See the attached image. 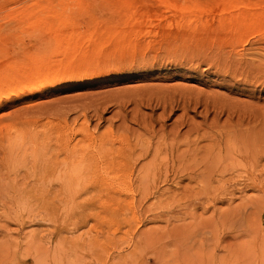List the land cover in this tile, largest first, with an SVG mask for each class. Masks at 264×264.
<instances>
[{
    "label": "rangeland",
    "instance_id": "obj_1",
    "mask_svg": "<svg viewBox=\"0 0 264 264\" xmlns=\"http://www.w3.org/2000/svg\"><path fill=\"white\" fill-rule=\"evenodd\" d=\"M198 2L222 34L176 42ZM235 18L264 0H0V264H264V26Z\"/></svg>",
    "mask_w": 264,
    "mask_h": 264
},
{
    "label": "bare ground",
    "instance_id": "obj_2",
    "mask_svg": "<svg viewBox=\"0 0 264 264\" xmlns=\"http://www.w3.org/2000/svg\"><path fill=\"white\" fill-rule=\"evenodd\" d=\"M158 1H161V0H158ZM134 2V1H133ZM163 2H165V1H163ZM192 5V7H190L191 8V10L190 11H185V12H181V14L182 15H180V17L178 18V20L174 23V24H172L171 25V30H173V32H175V40L177 39H187V40H189L190 41V39H193V40H201V39H203V38H209V37H211V36H217V35H221L222 34V32L223 31H221L222 30V27H221V25H219V26H216L215 25V20H218V21H223V20H219L220 19V17H219V13L217 14L216 13V11H215V9L214 8H212L210 5H208L207 3H201V4H199V2L198 3H196V4H191ZM180 8V7H179ZM178 9V8H177ZM184 10H185V8H184ZM182 11V10H181ZM176 12H177V10H176ZM138 13V12H137ZM142 13V12H141ZM136 14V13H135ZM178 14V13H177ZM180 14V13H179ZM221 16V15H220ZM157 17V16H156ZM163 17V16H162ZM216 17H217V19H216ZM164 18V17H163ZM167 18V17H166ZM168 19V18H167ZM170 19V18H169ZM173 19V18H172ZM236 19V18H235ZM131 20V19H130ZM129 20V21H130ZM135 20V22L138 24L137 26H139V29H142V27L141 26H147V25H149V24H152V23H156V22H158V24H159V22H162L163 20H165V18L164 19H161V20H158V21H155V20H151V19H149L148 18V16H146V15H138V16H136V18L134 19ZM244 20L245 21H247V23H251V24H254L257 28H262L263 26H264V19H259V20H253V19H250V18H244V19H236L235 20V24H237V23H239V22H244ZM127 21V20H126ZM169 21V20H168ZM132 22V20L130 21V23ZM164 22V21H163ZM165 23V22H164ZM169 24H171V23H169ZM131 25V24H130ZM153 25V24H152ZM215 26V27H214ZM135 28V27H134ZM133 29V28H132ZM118 30V29H117ZM123 30V29H122ZM121 30V31H122ZM154 30V29H153ZM152 30V31H153ZM164 30V29H163ZM162 30V31H163ZM112 31H115V30H112ZM112 31H110L109 30V33H112ZM120 31V30H119ZM126 31H128L127 29H126ZM133 30H131V32H132ZM166 31V30H165ZM74 32V31H73ZM104 32V31H103ZM106 34H108L107 33V31L105 32ZM115 33H118L117 31L115 32ZM121 33V32H120ZM124 33V32H123ZM127 33V32H126ZM169 33V32H168ZM87 34V33H86ZM89 34V33H88ZM91 34H93V33H91ZM90 34V35H91ZM136 34H137V31H136ZM70 35V34H69ZM76 35V34H75ZM97 35V34H96ZM111 35V34H110ZM109 34H108V36H110ZM115 35H117V34H115ZM123 35H125V34H123ZM133 35H134V33H133ZM144 35H150V34H148V33H144ZM80 36V35H79ZM86 36V35H85ZM88 36V35H87ZM112 36H113V34H112ZM131 37H132V35H130ZM69 37V36H68ZM76 37V36H75ZM77 37H78V35H77ZM89 37V36H88ZM103 37H105V34H104V36ZM121 37V36H120ZM125 37V36H124ZM127 37H129V36H127ZM144 37V36H143ZM163 37V36H162ZM79 38V37H78ZM111 38V37H110ZM113 38V37H112ZM122 38V37H121ZM154 38V37H153ZM170 38V37H169ZM87 39V38H86ZM126 39V38H125ZM128 39V38H127ZM139 39V38H138ZM72 40V39H71ZM89 40H90V38H89ZM122 40V39H121ZM140 40H142V39H140ZM177 40H176V42H177ZM79 41V40H78ZM104 41V40H103ZM119 41V40H118ZM171 41V40H170ZM75 42V41H74ZM93 42V41H92ZM107 42V41H106ZM137 42H139V41H137ZM173 42V41H172ZM175 42V41H174ZM183 42H185V41H183ZM88 43V42H87ZM131 43V42H130ZM179 43V42H178ZM177 43V44H178ZM105 44V43H104ZM107 44H109V43H107ZM135 45H136V43H134ZM140 44V43H139ZM139 44H137V45H139ZM171 44V43H170ZM169 44V45H170ZM180 44V43H179ZM76 45V44H75ZM131 45H132V47H131V49L133 48V44L131 43ZM130 45V46H131ZM172 45V44H171ZM170 45V46H171ZM174 46H175V44H173ZM107 46V45H106ZM140 46V45H139ZM169 46V47H170ZM177 46V45H176ZM175 46V47H176ZM100 47V46H99ZM122 47V46H121ZM104 47H102V49H103ZM79 49V48H78ZM116 49V48H115ZM118 49V48H117ZM124 49V48H123ZM127 49V48H126ZM165 49H166V47H165ZM98 50V49H97ZM127 50H129V49H127ZM133 50V49H132ZM134 50H135V47H134ZM133 50V51H134ZM78 51V50H77ZM107 51V50H106ZM110 51V50H109ZM117 52V51H116ZM77 53V52H76ZM99 52H97V54H98ZM102 52H100V54H101ZM111 53V52H110ZM114 53V52H113ZM107 54V53H106ZM97 56V55H96ZM98 56H99V54H98ZM98 58H101V57H98ZM99 61H101V59L99 60ZM105 61V60H104ZM93 62V61H92ZM91 62V63H92ZM95 62V61H94ZM93 62V63H94ZM102 63V62H101ZM96 64V63H95ZM98 64V63H97ZM96 64V65H97ZM20 135H21V137H23V138H25V137H27V136H29V133L27 132V129L25 128V129H22L21 131H20ZM58 133V132H57ZM61 133V132H60ZM19 135V134H18ZM32 134H30V141H31V145L30 146H34L35 148H36V142L34 141V139L36 140V138H34L33 137V135L31 136ZM50 136V135H49ZM57 136V135H56ZM17 137V136H16ZM48 137V136H47ZM51 137V136H50ZM11 138V137H10ZM49 138V137H48ZM53 138V137H52ZM7 139H8V137H7ZM50 139V138H49ZM123 139H125V138H123ZM9 141H11V139L9 140ZM15 141V140H14ZM125 141H126V144H127V142H128V140L127 139H125ZM20 142V141H19ZM27 142V141H26ZM40 142V141H39ZM10 143V142H9ZM26 144V143H25ZM28 144V143H27ZM46 144V143H45ZM94 144V143H93ZM8 145V144H7ZM43 145V144H42ZM47 145H49V143L47 144ZM24 146H26L27 147V145H24ZM43 146H46V145H43ZM42 146V148H41V153L40 154H37L38 153V151L36 152L35 150H33V148H32V152H36V154H33V155H29V154H27V156L29 155L30 157L29 158H33V159H35L36 160V157H39V158H41L42 159V154H46V155H49V149L47 148V147H43ZM29 148V147H28ZM47 148V149H46ZM101 148H104L103 146H101ZM27 149V148H26ZM30 149V148H29ZM39 149V148H38ZM92 149V148H91ZM93 149H99L97 146H96V148H93ZM40 150V149H39ZM25 151V150H24ZM29 151V150H28ZM68 151H69V149H68ZM75 151V150H74ZM93 151V150H92ZM25 152H27V151H25ZM94 152H95V150H94ZM100 152V151H99ZM30 153V152H29ZM51 153V152H50ZM65 153V152H64ZM66 153H68V152H66ZM86 153V152H85ZM100 153H102L103 155L105 154V156H109V158H110V160H114V161H117L118 163L120 162V163H125V162H127V160L129 159V155H127V152H126V150L125 149H122V148H119V149H113V147L112 146H110V147H108L107 149H103V150H101V152ZM95 154V153H94ZM97 154H99V153H97ZM25 155V154H24ZM45 155V156H46ZM96 155V154H95ZM95 155H93V154H81V155H79L78 156V158H74L73 156H70V157H72V158H69V159H66V162L69 164V165H73L74 163H75V160H78V161H80V163L81 162H83V161H85L86 159H94V158H96L95 157ZM66 156H67V154H66ZM101 156V155H100ZM69 157V156H68ZM66 158V157H65ZM64 158V159H65ZM106 158V157H105ZM32 159V160H33ZM97 160V159H96ZM95 160V161H96ZM79 163V162H78ZM84 163V162H83ZM88 163V162H87ZM67 164V165H68ZM89 164V163H88ZM86 166V165H85ZM90 166L91 165H89L88 167H87V170L90 168ZM77 167V166H76ZM81 168V167H80ZM73 169V168H72ZM71 169V167L69 166L67 169H66V172H69V170L70 171H74V170H72Z\"/></svg>",
    "mask_w": 264,
    "mask_h": 264
}]
</instances>
